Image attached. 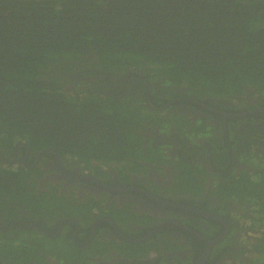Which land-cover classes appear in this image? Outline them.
<instances>
[{
	"label": "flooded vegetation",
	"instance_id": "1",
	"mask_svg": "<svg viewBox=\"0 0 264 264\" xmlns=\"http://www.w3.org/2000/svg\"><path fill=\"white\" fill-rule=\"evenodd\" d=\"M80 71L69 77L85 80ZM107 74L91 88L131 96L144 113L128 127L131 144L120 139L128 156L88 163L59 142L1 144L0 162L26 184L5 180L0 264H254L264 238L255 206L264 202V98L247 91L237 104L141 70Z\"/></svg>",
	"mask_w": 264,
	"mask_h": 264
},
{
	"label": "trees",
	"instance_id": "2",
	"mask_svg": "<svg viewBox=\"0 0 264 264\" xmlns=\"http://www.w3.org/2000/svg\"><path fill=\"white\" fill-rule=\"evenodd\" d=\"M75 69L85 80L69 77ZM137 69L201 97L264 98V0H0V146L59 142L84 162L123 160L120 143L131 144L128 127L144 113L131 96L114 100L91 85ZM99 100L129 109L106 112ZM19 175L0 162V197L5 180L26 184ZM255 206L264 228V202ZM263 243L254 244L255 256L264 255Z\"/></svg>",
	"mask_w": 264,
	"mask_h": 264
},
{
	"label": "rangeland",
	"instance_id": "3",
	"mask_svg": "<svg viewBox=\"0 0 264 264\" xmlns=\"http://www.w3.org/2000/svg\"><path fill=\"white\" fill-rule=\"evenodd\" d=\"M99 105L101 106V108L106 111V112H110V113H122V112H127L128 111V107L126 105H113V104H109L106 103L102 100H99ZM140 119V117H139ZM141 121V120H139ZM261 249L264 250V243L260 245ZM254 254L251 253L250 255V259L252 261H254V263L256 262V264H264V255L263 256H257L256 258L253 257Z\"/></svg>",
	"mask_w": 264,
	"mask_h": 264
},
{
	"label": "water",
	"instance_id": "4",
	"mask_svg": "<svg viewBox=\"0 0 264 264\" xmlns=\"http://www.w3.org/2000/svg\"><path fill=\"white\" fill-rule=\"evenodd\" d=\"M132 71H134V72H138L139 70H132ZM5 160V159H4Z\"/></svg>",
	"mask_w": 264,
	"mask_h": 264
},
{
	"label": "clouds",
	"instance_id": "5",
	"mask_svg": "<svg viewBox=\"0 0 264 264\" xmlns=\"http://www.w3.org/2000/svg\"><path fill=\"white\" fill-rule=\"evenodd\" d=\"M253 257H255V258H256L257 256H255V255H254Z\"/></svg>",
	"mask_w": 264,
	"mask_h": 264
},
{
	"label": "bare ground",
	"instance_id": "6",
	"mask_svg": "<svg viewBox=\"0 0 264 264\" xmlns=\"http://www.w3.org/2000/svg\"><path fill=\"white\" fill-rule=\"evenodd\" d=\"M13 157V156H12ZM251 204V203H250Z\"/></svg>",
	"mask_w": 264,
	"mask_h": 264
}]
</instances>
